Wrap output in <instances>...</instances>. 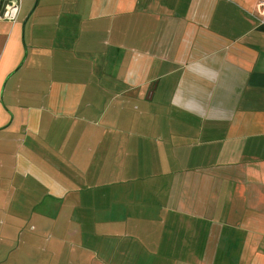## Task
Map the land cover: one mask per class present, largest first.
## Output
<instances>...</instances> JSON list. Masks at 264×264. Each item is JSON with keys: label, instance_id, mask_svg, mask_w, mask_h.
Masks as SVG:
<instances>
[{"label": "crops", "instance_id": "obj_1", "mask_svg": "<svg viewBox=\"0 0 264 264\" xmlns=\"http://www.w3.org/2000/svg\"><path fill=\"white\" fill-rule=\"evenodd\" d=\"M5 1L0 264H264L260 0Z\"/></svg>", "mask_w": 264, "mask_h": 264}, {"label": "built area", "instance_id": "obj_2", "mask_svg": "<svg viewBox=\"0 0 264 264\" xmlns=\"http://www.w3.org/2000/svg\"><path fill=\"white\" fill-rule=\"evenodd\" d=\"M21 0H7V3L9 5V17H13L16 13L17 10L19 8V4H20ZM258 11L260 14H264V0H260L258 2Z\"/></svg>", "mask_w": 264, "mask_h": 264}, {"label": "water", "instance_id": "obj_3", "mask_svg": "<svg viewBox=\"0 0 264 264\" xmlns=\"http://www.w3.org/2000/svg\"><path fill=\"white\" fill-rule=\"evenodd\" d=\"M5 2H7V1H5ZM149 93L151 94V91Z\"/></svg>", "mask_w": 264, "mask_h": 264}]
</instances>
